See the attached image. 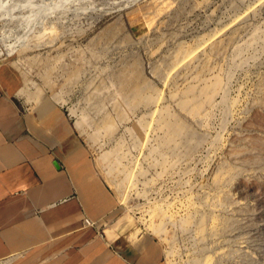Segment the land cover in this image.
<instances>
[{"label": "rangeland", "instance_id": "1", "mask_svg": "<svg viewBox=\"0 0 264 264\" xmlns=\"http://www.w3.org/2000/svg\"><path fill=\"white\" fill-rule=\"evenodd\" d=\"M164 1L171 5L167 13L158 5ZM115 12L112 20L105 16ZM147 22L151 27L143 31ZM211 38L230 44L216 56L209 47ZM35 43L57 48L52 54H38L40 69L27 63V67L16 64L20 71L15 69L20 52ZM175 51L196 53L202 66L210 64L216 75L228 78L225 92L231 109L226 105L214 109L207 127L195 132L198 149L192 157L168 154L166 164L177 173L171 175L156 166V156L135 151L127 134L116 132L113 140L101 135L92 139L95 129L86 123L92 122L94 110L86 94L96 77L105 79L104 90H112L109 76L123 64L122 69L140 70L157 92L174 94V88L162 89L147 73ZM80 59L84 70L80 69L74 89H68L65 76L51 70L60 63L73 68ZM21 74L33 83L27 90L24 87L25 94L19 93ZM0 84L28 123H66L89 149L117 200L113 217L100 227V237L115 251L129 252V264L144 259L149 247V257L154 256L147 264H193L205 259L207 264H264V0H0ZM40 109L46 113L41 121ZM216 135L220 142L212 145ZM116 143L130 155L135 187L126 201L116 190L120 169L107 175L108 167L98 162ZM160 172V182L147 189L144 185ZM173 203L202 213V244L194 241L195 233L181 234L180 220L173 213L174 226L166 235L168 242L172 240L169 246L147 228L152 210ZM153 222L157 224L156 219Z\"/></svg>", "mask_w": 264, "mask_h": 264}, {"label": "crops", "instance_id": "2", "mask_svg": "<svg viewBox=\"0 0 264 264\" xmlns=\"http://www.w3.org/2000/svg\"><path fill=\"white\" fill-rule=\"evenodd\" d=\"M4 89L0 84V264H129V252L100 237L117 200L89 149L66 123H28ZM149 249L137 264L150 262Z\"/></svg>", "mask_w": 264, "mask_h": 264}, {"label": "bare ground", "instance_id": "3", "mask_svg": "<svg viewBox=\"0 0 264 264\" xmlns=\"http://www.w3.org/2000/svg\"><path fill=\"white\" fill-rule=\"evenodd\" d=\"M158 5H160L162 10H166L165 13L169 11L168 9L171 6L165 1L163 6L160 2H158ZM105 16L108 18L110 17L109 19L112 20L117 16V12L105 14ZM151 24L152 22H147L141 26V29L146 31L149 27H151ZM111 37L114 38L113 36ZM229 42L230 41H226L222 38H215V40H212L211 38V41L209 42L210 44H208L210 50L213 53H216L217 56V54H222V52L224 53L227 49L226 46L230 44ZM39 45L35 43L32 48L28 47L25 51H23V53L20 52L19 56H17L18 62L15 63V67H13L19 70V63H21V66L23 65V67H25L27 63V65L30 64L34 67L35 65H38L39 68L41 63L39 62L40 60L38 59V54L42 52L47 53L46 55L50 52V54H52L55 48H57L56 46L52 49V46V48H49L50 46L44 47V45ZM206 46L207 44H204V46L202 44V47ZM202 47L200 46V48ZM238 48L240 49V46H238ZM239 49H237V51ZM175 52L176 53L172 54L169 58H165L161 64L155 66L149 73H147L148 76L157 83V86L159 85L162 89L167 90L169 88H174L176 90L174 94L170 93L165 95L162 92H157V90L151 88L152 84L147 81V78H145L140 70L129 71V68L122 69V67L125 66L124 64L121 67V70L112 74V76H109L112 77V83H114V88L112 90H107L108 87L105 90L103 89L105 79L103 78V81L102 77H96L93 81V85H91V88L88 90L85 89V93L87 90L86 95H88L86 102L94 110V115L92 116L93 120H91L92 122L87 121L86 123L95 129L92 139L94 138L96 140V138L101 135L103 139L110 140L116 132L127 134L130 138L131 146L135 151L138 149L139 152H147L146 154L150 158L156 156V166L159 167L161 172L169 173L171 175H175L177 173L175 172L176 169L174 167H168L166 164L168 154L171 153L172 155L177 152L188 156L193 154L198 149V146L193 142L194 134L196 131H199L200 128L207 127V123L213 110L225 105L231 109L229 103L226 101L225 92L227 90L226 83L228 78H221V75H216L214 73L215 70L213 71L211 69L212 67L210 68V64L202 66L201 62L196 59V53H193V55L190 52L188 53L185 51ZM212 52H210V54ZM152 54L155 55L156 53ZM204 55L205 57L207 56L206 54ZM202 56L203 55H201V58H203ZM208 56L211 57L210 55ZM46 62L48 63V61ZM16 64L18 65L16 66ZM44 64L42 65L45 66ZM77 64L73 68L67 69L63 63H60L58 65L60 67L59 70H56L58 67L56 65V69L54 68L51 71L64 75L66 80H62H65L64 82L67 83L66 86L68 89H74L73 87H75L79 82L81 75L80 69L82 68V70H84L85 63L82 64V60L80 59ZM199 64L202 66L201 69ZM47 67L48 65L43 67L45 72L49 71ZM220 74L222 73L220 72ZM21 75L23 86L22 88H19V93L25 94L24 87L25 90H27V88H29V86L33 83L29 79L24 78L23 74ZM48 84L49 82L47 80L45 81L44 86H48ZM112 86L109 88L111 89ZM32 100L38 102L39 98L33 97ZM38 111L39 119L41 121L46 113L41 109ZM205 132L206 134L208 133L206 129ZM151 137H153L152 140L154 142L150 141ZM109 140L107 141L109 142ZM104 142L106 143V141ZM219 142L220 140L217 137L212 145ZM119 143L121 144V142ZM119 143H116L109 153H106L105 155L103 154L98 162H100L101 166L103 165L108 167L107 175H110L111 172H118V169H120L119 175H121V178L119 182H115L116 190L118 193H121V199L125 200L128 192H132L135 185L133 184V180L130 175L129 158L127 159V157L130 156L129 152H126L128 153L126 155L123 152L124 150L122 149V145ZM161 172L155 175V180H150L144 186H146V188H150L153 185L155 186V183L158 182L159 178L162 176ZM173 177L174 176L171 178ZM176 205L177 204L173 203L168 207L166 206V208L158 207L152 210L149 213V218L145 221V223H147V228L151 230L152 235L158 237L160 241L169 246L172 244V240L168 242L169 239L166 240V235L170 232L169 229L174 226L173 223L175 221L173 222L170 215L173 213L180 220V227H178L181 234L186 236L188 234L193 235V233H195L197 234V238L194 241L199 245L202 244L203 240L201 238V234L202 231H204L202 213L195 211L191 206H186L184 209L181 207L183 206L182 204L181 206L180 204L178 206ZM198 217L200 218L198 219ZM155 219L157 220V224H155L156 221L155 223L153 222ZM204 233L205 232H203V234ZM195 236L196 235H194V237ZM205 261L194 262L193 264H207Z\"/></svg>", "mask_w": 264, "mask_h": 264}, {"label": "built area", "instance_id": "4", "mask_svg": "<svg viewBox=\"0 0 264 264\" xmlns=\"http://www.w3.org/2000/svg\"><path fill=\"white\" fill-rule=\"evenodd\" d=\"M11 256V255H10ZM8 257V256H7ZM7 257H5V258H2V259H6Z\"/></svg>", "mask_w": 264, "mask_h": 264}]
</instances>
